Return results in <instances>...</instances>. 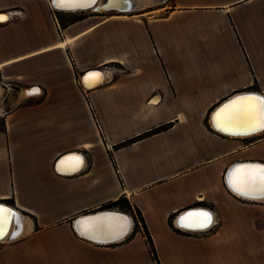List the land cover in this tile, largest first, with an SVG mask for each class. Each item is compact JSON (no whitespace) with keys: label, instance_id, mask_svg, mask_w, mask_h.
<instances>
[{"label":"crops","instance_id":"1","mask_svg":"<svg viewBox=\"0 0 264 264\" xmlns=\"http://www.w3.org/2000/svg\"><path fill=\"white\" fill-rule=\"evenodd\" d=\"M52 10L0 0V87L15 92L0 114V205L23 219L0 264H264V201L225 184L233 165H264V130L231 137L212 120L233 96L264 97V0L91 10L63 27ZM103 68L102 84L78 83ZM194 209L211 228L177 227ZM100 211L133 227L116 243L81 237L75 220Z\"/></svg>","mask_w":264,"mask_h":264},{"label":"bare ground","instance_id":"2","mask_svg":"<svg viewBox=\"0 0 264 264\" xmlns=\"http://www.w3.org/2000/svg\"><path fill=\"white\" fill-rule=\"evenodd\" d=\"M154 2H155L154 0H104V1L94 0V2H91V0H89L88 4H85V6H59L56 2H54V0H50V4L54 10L59 11V12H68V13L87 11V10H93L96 12H107V11L117 10L119 13H129V12L136 11L137 9H140L143 6L153 4ZM89 6H92V7L88 9L87 7ZM0 16L6 17V19L0 20V23L7 22L9 15L2 14ZM62 45L63 43L61 44V46ZM105 76H106L105 73H100V72L92 73V74L87 75L84 78V80H82V82L84 85H86V87L93 88V87L100 85L102 82H104ZM37 92L38 90L33 89L31 91H27L26 94L33 95V94H36ZM0 95H1V89H0ZM225 107H223L222 109H224ZM221 110L212 117L213 127L220 133L227 135V136H231V137H237V138L242 137L243 138V137L252 136L258 133L259 131H261V130H257L254 132H247L242 129L229 128V127L219 125L217 123L216 117H217V114L221 112ZM0 114H1V110H0ZM261 166L263 165L251 164L246 167H261ZM241 168H245V167L237 166L234 168V170H232V172L229 175V183H230L231 192L235 193L239 197L246 198L248 200L264 201V189H261L260 187H257L255 190L249 191V190H240L233 186L232 181L235 179L236 170L241 169ZM76 170L78 169H74L70 171V173H73ZM1 207H4V206H1ZM7 209L11 210L10 208H7ZM11 212L14 213V215L10 218L9 222L5 226L4 231L6 234L3 237H0L1 240L7 239L10 231L11 232L13 231L12 230L13 228L10 230L11 225H12L11 224L12 219H13V226L14 224L16 225L14 229H16L17 231H15L13 235H11L10 240L16 238V236L19 235L22 231V228H23V219H21L22 217L20 216L19 213L15 212L14 210H11ZM195 213H198V212H195ZM83 217L84 216H80L77 218L80 220V222H78L75 225V230L81 237L88 239L90 241L96 242V243L108 244V243H111L119 239L120 237L122 238L128 234L130 227H131L130 218L128 216H122V214H118V213L115 214V216L109 217L107 220L83 221L82 220ZM183 224H186V223L184 222ZM212 224L213 222L207 227H203V228L195 227V226H191V227L189 226V227L191 229H206V228H211Z\"/></svg>","mask_w":264,"mask_h":264},{"label":"snow or ice","instance_id":"3","mask_svg":"<svg viewBox=\"0 0 264 264\" xmlns=\"http://www.w3.org/2000/svg\"><path fill=\"white\" fill-rule=\"evenodd\" d=\"M59 6H85L89 0H54ZM94 2V0H91ZM6 17L0 16V20ZM217 123L229 128H238L247 132L264 130V97L246 96L233 101L217 114ZM75 164L78 166L79 158ZM233 186L240 190H255L257 187L264 189V166L245 167L237 169ZM14 213L0 207V237L6 233L5 226ZM187 226L207 227L213 222L210 213L198 212L182 218Z\"/></svg>","mask_w":264,"mask_h":264},{"label":"water","instance_id":"4","mask_svg":"<svg viewBox=\"0 0 264 264\" xmlns=\"http://www.w3.org/2000/svg\"><path fill=\"white\" fill-rule=\"evenodd\" d=\"M104 1V0H103ZM92 6H89V7H87L88 9L89 8H91ZM95 9H96V7H95ZM98 72H100V73H104V71H103V69H95V70H89V71H86V72H84L83 74H82V76H81V82H82V80H84V78L87 76V75H89V74H92V73H98ZM103 83V82H102ZM101 83V84H102ZM82 85L84 86V88H87V89H91V88H88V87H86V85H84L83 84V82H82ZM94 88V87H93ZM27 93V92H26ZM248 94V95H247ZM249 95H251V96H258V95H255V94H250V93H245V94H240V95H236V96H233L231 99H229V100H227L226 102H224L223 104H221L216 110H215V112H214V115L217 113V112H219L223 107H225V106H227V105H229V104H231L233 101H235V100H237V99H239V98H242V97H246V96H249ZM252 163H243V164H237V165H233V166H231L228 170H227V172H226V175H225V184H226V186H227V188L230 190V183H229V175H230V173L232 172V170H234V168L235 167H237V166H239V167H246V166H249V165H251ZM253 165H255V163H253ZM259 165H261V164H259ZM264 166V165H263ZM231 191V190H230ZM1 206H3V205H0V207ZM3 208H5L6 210H9V209H7L8 207H3ZM11 211V210H10ZM195 212H209V211H207V210H203V209H194V210H189V211H186L185 213H183L181 216H179V218L176 220V225H177V227H179V228H182V229H184V230H189V231H203V230H206V229H208V228H206V229H191L189 226H187L186 224H183L184 222H183V217H186V216H188L189 214H192V213H195ZM122 214V216H127V215H125V214H123V213H119V212H112V211H100V212H95V213H93V214H87V215H83L84 217H83V221H97V220H107L109 217H112V216H115V214ZM210 213V212H209ZM211 214V213H210ZM11 218V217H10ZM10 218H9V220H10ZM130 218V217H129ZM130 220H131V227H130V230H131V228L133 227V222H132V219L130 218ZM78 222H80V220L79 219H76L75 220V222H74V228H75V225L78 223ZM12 225H11V228H10V230L12 229L13 231L11 232L10 231V233H9V236H8V238L7 239H5V241H8V240H10V237H11V235H13V233H15V231H17L16 229H14L15 228V224H14V226H13V219H12V223H11ZM183 224V225H182ZM129 230V231H130ZM129 233V232H128ZM126 236V235H125ZM124 236V237H125ZM124 237H120L119 239H117V240H115V241H113V242H111V243H116V242H119L120 240H122ZM1 240V239H0Z\"/></svg>","mask_w":264,"mask_h":264},{"label":"rangeland","instance_id":"5","mask_svg":"<svg viewBox=\"0 0 264 264\" xmlns=\"http://www.w3.org/2000/svg\"><path fill=\"white\" fill-rule=\"evenodd\" d=\"M155 2L153 4L147 5V6H143L140 9H137L136 12L132 17H136V18H151V17H155L158 15H161L162 11H159L162 7L163 4H165V2H167L168 0H154ZM50 3V0H49ZM144 10V11H142ZM87 11H91V10H87ZM93 11V10H92ZM138 11H142V12H138ZM59 11H51L52 14V18L54 19V21L59 24L61 27H63V25H65L66 23H69L70 21L76 19V18H80L83 17L84 15H86V13H84L85 11H79V12H83V13H76L74 12V14H71L73 12H59ZM133 12H129V13H133ZM1 95H0V110L2 111V109L6 110V109H11L13 107V103H9L8 101L10 100V98L14 97V88L13 87H8L5 88V90L3 88H1ZM7 97V101L8 102L6 104V102L4 101V98ZM3 101V102H2ZM5 102V104H4ZM0 127H1V121H0ZM122 208H124V205H121ZM137 222V221H136Z\"/></svg>","mask_w":264,"mask_h":264},{"label":"trees","instance_id":"6","mask_svg":"<svg viewBox=\"0 0 264 264\" xmlns=\"http://www.w3.org/2000/svg\"><path fill=\"white\" fill-rule=\"evenodd\" d=\"M59 13V12H58ZM75 20V19H74ZM73 21V20H72ZM72 21H70V22H72ZM162 130H164V129H166V127H163V128H161ZM118 204H120V201H118V202H116V203H114V204H111L110 206H115V205H118ZM139 222H140V220H138ZM139 227V224L136 222V225H135V228H138ZM143 230H144V234H145V237H146V241H147V243H148V246H149V248H150V251L154 254V250H153V246H152V243H151V240H150V237H149V235L146 233V231H145V228H143Z\"/></svg>","mask_w":264,"mask_h":264},{"label":"built area","instance_id":"7","mask_svg":"<svg viewBox=\"0 0 264 264\" xmlns=\"http://www.w3.org/2000/svg\"><path fill=\"white\" fill-rule=\"evenodd\" d=\"M0 15H2V13H0ZM6 23V22H5ZM103 71L104 72H111V71H113V70H111L110 68H103ZM82 76V75H81ZM78 83H80V84H82V82H81V78H80V80H78ZM83 86V85H82ZM3 87L4 88H6V85H3ZM84 87V86H83ZM85 89H87V88H85ZM137 223L139 224V226H140V223L138 222V220H137ZM209 229V228H208ZM207 230V229H206ZM203 231H205V230H203ZM195 232H197V231H195ZM4 242H7V241H5V240H0V243H4ZM1 245V244H0Z\"/></svg>","mask_w":264,"mask_h":264}]
</instances>
